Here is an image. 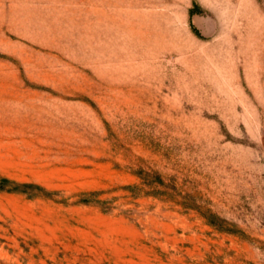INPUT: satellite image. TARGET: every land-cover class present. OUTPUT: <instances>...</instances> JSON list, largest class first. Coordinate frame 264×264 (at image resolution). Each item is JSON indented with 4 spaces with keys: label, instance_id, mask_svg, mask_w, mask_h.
<instances>
[{
    "label": "rangeland",
    "instance_id": "374dc122",
    "mask_svg": "<svg viewBox=\"0 0 264 264\" xmlns=\"http://www.w3.org/2000/svg\"><path fill=\"white\" fill-rule=\"evenodd\" d=\"M0 264H264V0H0Z\"/></svg>",
    "mask_w": 264,
    "mask_h": 264
}]
</instances>
